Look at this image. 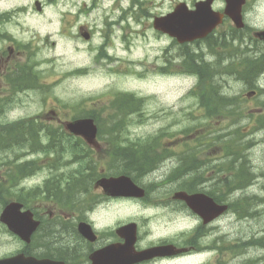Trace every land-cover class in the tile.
<instances>
[{"label":"flooded vegetation","instance_id":"flooded-vegetation-1","mask_svg":"<svg viewBox=\"0 0 264 264\" xmlns=\"http://www.w3.org/2000/svg\"><path fill=\"white\" fill-rule=\"evenodd\" d=\"M109 1L110 9L102 19L104 29L101 34L104 41L101 45L104 47L111 44L112 37L116 35L115 28L126 30L124 25H121L125 20L126 10L129 13L142 12L153 21L157 16L172 12L179 3H184L187 11L193 10L199 0ZM127 4L138 5V8L135 10L133 7L130 10L129 6L126 7ZM149 6L152 7L150 11ZM159 6L164 8L160 9ZM225 6L226 0H212L211 9L216 12L218 21L203 38L179 43L176 38L154 29L151 22L155 40L165 42L166 45L161 46L165 52H198L203 48L202 44L206 43L208 47L219 49L224 44H229L226 39L234 42L243 37V43L249 44L254 40V44H260L250 45L252 51L264 53V38L256 35L257 32L264 31V0L244 1L241 7V22L238 23L241 26L234 22L231 15L226 14ZM24 11L25 7L21 6L12 13L0 12V102L12 100L14 97L28 98L29 88L34 85L32 83L35 80L31 71L41 65L39 59L32 56L42 49L40 43L43 39L36 33L28 35L27 14ZM77 28L80 33L87 34L85 25L80 24ZM89 33L91 41L94 33ZM51 113L54 115L48 116L52 118L48 119L49 122L57 117L54 110H51ZM53 129L66 134L61 125L53 126ZM101 149L98 145L97 150ZM94 160L91 162L86 159L85 180L88 184L85 186L77 182L78 162L74 158L60 160L48 157L41 161L33 160L30 164L27 161L25 166H37V172H41L37 175L41 176L45 185L43 184L42 189H25L20 183L15 186L10 183L13 171L25 170L18 160L0 159V209H3L6 203L16 201L22 205V211H30L34 220L38 221V226L29 239H22L2 226L0 233H7L10 240L1 239L3 242L0 245L7 244L10 249L0 255V260H9L7 264H95L92 256L98 252L104 259L110 255L118 256L119 264H231L222 259L224 255H212L211 252L216 251L215 248H198V240L194 238L199 230H204V236L208 240L216 230L220 216L205 225L202 224L186 204H174V191L170 189H150L140 199L107 195L100 186L95 187L96 181L106 176V170L98 169L99 177H96V174H93ZM216 167L214 165L212 170L215 171ZM192 168L190 165L184 167V176H181L186 183L184 190L189 193L205 191L206 178L196 173L199 170H191ZM190 174L194 176L189 177ZM161 176V180H167L164 173H161ZM91 180L94 182L90 189ZM115 208H133L134 217L129 216V219L115 224V227L100 225L98 217L103 212ZM81 221L91 224L95 232L94 237L86 238L79 234L77 225ZM179 221L183 227L176 231L177 233H167L166 230ZM127 222H135L137 225L133 247L127 246L126 238L116 231ZM26 223L29 224L28 221ZM154 226L159 231L157 235L151 230ZM146 250H151L153 254H145L138 259L137 252ZM127 256L132 259L128 263ZM196 256H201L202 259L192 261ZM241 264H264V254L256 255L255 261L253 255H250Z\"/></svg>","mask_w":264,"mask_h":264},{"label":"rangeland","instance_id":"rangeland-1","mask_svg":"<svg viewBox=\"0 0 264 264\" xmlns=\"http://www.w3.org/2000/svg\"><path fill=\"white\" fill-rule=\"evenodd\" d=\"M34 1L35 0H0V8H12L14 5L15 7H18L19 5L26 6L28 35L30 36L42 29L41 38L43 39V42H45L42 44V46H46L44 47V52L42 53L40 51L36 57L39 58L44 55L50 59V62L43 65V67L45 72H48L49 69L54 71V73H50V76L47 77H49L48 79L50 81L53 80L51 82L53 89L52 93L58 96L61 100L60 102H56L52 97H49L46 101H42L39 98H31L24 101L23 99L19 100L13 98L11 101L5 102L7 104V108L4 114L1 116V120L11 121L21 117L44 113L46 111L45 108L48 107L57 108L61 118L67 119L74 115V112L76 111L86 110L87 112H90L95 109V104L88 100V96L91 93L98 95V97L102 100H107L111 95L110 93H107L108 91H124L135 88L137 85L140 87L142 94L151 95L154 92L158 93L154 98H152L153 96H149L151 98L147 108H152V110L156 108L158 113H155L154 115H159L160 117L157 118L155 116V118H148L142 124H140V126H130L128 130L130 138L145 137L151 132L158 131L163 126V124H168L171 122L172 125H175L173 129L174 133L167 134L166 136L176 137L180 136L179 131L182 129L192 127L191 124L193 122V118L205 120L202 117L194 116V114H192V111L198 108L185 112L181 118L172 115L166 118H161V109L165 108V105L172 106L177 101L179 95L187 90L188 87L193 83V78L174 76L172 80H170L168 83H165V78L159 79L153 75V70L152 72L149 70L146 72V75H144V72H140L141 74H139V76L141 77L136 79L133 76H125L121 72L111 73L110 67H112L114 63L109 65H106L104 62L97 64L94 63L96 51H90L88 40L82 38L78 32V29L76 32V27L79 24H98L101 27V20L108 12L106 8L108 6V0H95L97 6L89 13L88 9L90 6H93L92 4L94 3V0H40L44 5V9L42 11H37L34 8ZM12 9L15 8L13 7ZM64 14L65 16L63 17L62 15ZM35 19H37L36 22ZM73 20L76 22V25L72 27L70 33L64 37L62 35L63 29L70 25ZM40 24L43 26L40 28H33L39 26ZM144 27L145 23L142 21V23L135 29L140 31ZM71 31L73 32L71 33ZM48 33L50 34L49 41L57 42L53 48L50 44H48V39L45 40V35ZM98 36L99 35H96L94 37L93 45H97L99 42H101V39H99ZM131 40V48L134 49V52L126 53L125 49H118L117 51H113L114 56L118 59L123 58V60L130 56L139 57L142 59L148 57L146 67L147 69H150V65L153 66L154 64L152 62V55L157 52V49L152 50L151 48L153 45L151 31H147V36L145 38L142 35L133 34L130 41ZM115 45L117 48H120L122 44L119 40H116ZM126 62L127 60H125V63ZM135 62H138V60H135ZM158 62H162L161 57L158 58ZM115 65H119V63H116ZM79 66L87 68V73L83 75H73L74 73L69 72L71 69H74L75 71V68ZM140 69H143V66H141ZM226 81L228 82V93L242 95L247 91L244 86L238 84V82H236L232 77H226ZM50 96L52 95L50 94ZM191 99L192 98H185L181 100V103L183 104V102H185V105H188L191 103ZM158 100L159 106L161 108L158 106ZM262 100H264V96L257 97L256 102L258 105H261ZM195 104H197V100H195ZM182 111H185L184 107H182ZM107 113H109V111ZM106 116L107 114L101 115L100 119L108 124ZM44 120L46 119L44 118ZM246 121L247 120H243L241 124L246 126ZM203 124L204 123H200L199 127ZM121 135L122 133L119 135V138ZM262 136H264V132H259L254 135L255 138ZM261 142L262 143L255 144L254 148H250V150H254V152H245L247 153V158L252 165L251 170L254 174L258 173L257 176L260 175L262 171H264V142ZM177 148L180 149L181 146H178ZM13 156L14 155L11 151L0 153V159H11ZM213 157L214 153L212 152L210 153V158ZM257 176L251 180V183L248 186L241 190L230 189L229 191H226L224 186L218 184L216 191L227 197V200L230 201L243 196L251 197L257 194V198L249 200L248 204V210L252 211V213L256 216L251 219L248 217L236 219L234 214L224 215V217L217 223L218 226L216 227V231H214L215 235L220 234L221 231L227 236H231L232 234V237L228 238L230 241H233L235 238L248 239L250 237H264V177L261 176L257 179ZM147 177L149 180H153V178H155L153 174L148 175ZM243 181L244 179L236 178V183ZM171 185H173L172 181H170L165 186V188H169ZM251 190L256 191L257 193L247 194L248 192L250 193ZM260 199H263V201ZM133 213V208H115L108 212H103L98 217V223L100 225H105L107 228L115 227V224L122 223L124 220L129 219V216L134 217ZM249 220L254 222V224H249ZM182 225V222L179 221L178 223H174L172 226H170L166 231L167 233H177L176 231H179V229L183 227ZM218 227L219 230H217ZM1 229L2 226L0 225V230ZM151 230L156 235L159 233L155 226L154 228H151ZM1 239L10 240V236L7 233H0V243L3 242ZM205 241L206 240L203 239L201 244H204ZM9 249L10 248L7 244L0 245V255L7 253ZM249 249L246 255H239L241 257L235 259L241 261L251 254L261 253L262 251V249L260 250L258 246H254ZM211 253L213 255L217 252L212 251ZM199 259H202V257L196 256L192 261H197Z\"/></svg>","mask_w":264,"mask_h":264},{"label":"water","instance_id":"water-1","mask_svg":"<svg viewBox=\"0 0 264 264\" xmlns=\"http://www.w3.org/2000/svg\"><path fill=\"white\" fill-rule=\"evenodd\" d=\"M234 1V0H232ZM235 2V1H234ZM233 8V3H229L228 8ZM206 18L208 17V14H203ZM190 21L192 22V26H190L189 30L196 29V24L199 22V18L195 15V17L190 18ZM202 21V20H201ZM194 24V27H193ZM66 127L74 134L82 136L88 143H92L93 138L95 136L96 127L93 123L92 119H77L72 122H68L66 124ZM103 185L104 189L106 191H110L114 194V192H121L125 195H133V194H140L136 188L133 186L129 178L121 176L118 178H110L107 180H104ZM139 189V188H138ZM140 190V189H139ZM176 198H181L186 201V203L196 212H198L201 216H206V220L209 217H214L217 214L223 212L225 210V206H218L212 198L209 196L197 193L192 195H187L182 192H178L175 194ZM9 211V208H5L1 215V220L5 222L8 227L19 234L23 238H28V234L25 231L24 228L28 227V224L25 220H20L17 218V214L13 213V216H7V213ZM79 230L83 235L86 237L90 236L91 230L89 226L80 224ZM125 231V237L129 239L134 238V232H133V224L126 225L125 227L121 228V231ZM92 235V234H91ZM96 255H98L101 259H98V257H93L94 263L96 264H119L120 260L117 256H107L106 259L102 258L99 253L97 252ZM128 257V256H127ZM116 261V262H115ZM6 261H0L1 264H4ZM115 262V263H114Z\"/></svg>","mask_w":264,"mask_h":264},{"label":"trees","instance_id":"trees-1","mask_svg":"<svg viewBox=\"0 0 264 264\" xmlns=\"http://www.w3.org/2000/svg\"><path fill=\"white\" fill-rule=\"evenodd\" d=\"M237 62H239V64L237 66H232L231 64H229V65H226L223 68H221V71L223 73H230V74L233 73V71H237L240 75H245L246 72L250 68H253L255 66V61H253V59H249V58H242L241 57V59L239 61H237ZM238 69H241V70H238ZM201 74H202L203 77H205L207 79L214 78L213 70L210 69L209 67H208L207 70H204V71L201 70ZM127 98H128V96L125 97L124 99H127ZM216 100L218 102H221V103L222 102H226L225 109H228V103H232L231 101L228 102V99H224V98L223 99H216ZM224 100H226V101H224ZM232 120H234V119H232ZM29 140H30L29 146L31 148H33L32 145H34V144H40V140L38 138L37 130L33 129V134L30 135V139H28V141ZM222 142L224 143L223 147L225 148L226 155L227 156H232L233 152H234V149H236V147H238L237 137L234 136L233 138H226L224 140L222 139ZM46 147H47V149L48 148H53L56 151L60 150L59 146H56L54 142H49L46 145ZM231 158H234V156L231 157ZM233 160H230V161L232 162ZM243 202H245V204L247 203L245 199H242V200H239L238 202H236L237 207H236L235 203L232 204V206L233 207L235 206L240 214H244L245 211H246V209L244 208Z\"/></svg>","mask_w":264,"mask_h":264}]
</instances>
